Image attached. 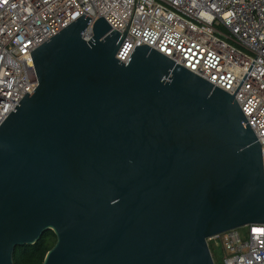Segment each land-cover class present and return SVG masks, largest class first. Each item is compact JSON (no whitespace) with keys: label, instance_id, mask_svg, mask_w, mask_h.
<instances>
[{"label":"water","instance_id":"1","mask_svg":"<svg viewBox=\"0 0 264 264\" xmlns=\"http://www.w3.org/2000/svg\"><path fill=\"white\" fill-rule=\"evenodd\" d=\"M79 16L31 52L36 89L0 125V264H214L207 240L264 225L262 149L233 96Z\"/></svg>","mask_w":264,"mask_h":264},{"label":"built area","instance_id":"2","mask_svg":"<svg viewBox=\"0 0 264 264\" xmlns=\"http://www.w3.org/2000/svg\"><path fill=\"white\" fill-rule=\"evenodd\" d=\"M103 17L125 38L126 62L145 44L235 99L262 149L264 172V0H0V125L36 89L32 50L79 16ZM264 225L215 235L223 264H264Z\"/></svg>","mask_w":264,"mask_h":264},{"label":"trees","instance_id":"3","mask_svg":"<svg viewBox=\"0 0 264 264\" xmlns=\"http://www.w3.org/2000/svg\"><path fill=\"white\" fill-rule=\"evenodd\" d=\"M56 243L55 236L52 231H47L35 244L31 246H18L14 250V264H42L45 255ZM209 251L212 254L214 264H217L215 256L220 254L221 262L223 264L224 253L213 245L209 244Z\"/></svg>","mask_w":264,"mask_h":264},{"label":"rangeland","instance_id":"4","mask_svg":"<svg viewBox=\"0 0 264 264\" xmlns=\"http://www.w3.org/2000/svg\"><path fill=\"white\" fill-rule=\"evenodd\" d=\"M215 258H216V260H217V264H218L219 262H221L220 254H219V255L217 254V255L215 256Z\"/></svg>","mask_w":264,"mask_h":264},{"label":"snow or ice","instance_id":"5","mask_svg":"<svg viewBox=\"0 0 264 264\" xmlns=\"http://www.w3.org/2000/svg\"><path fill=\"white\" fill-rule=\"evenodd\" d=\"M256 231L261 232V234H264V230L258 229Z\"/></svg>","mask_w":264,"mask_h":264}]
</instances>
